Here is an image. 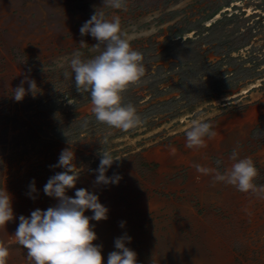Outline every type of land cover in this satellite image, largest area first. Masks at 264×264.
Listing matches in <instances>:
<instances>
[{
  "label": "rangeland",
  "instance_id": "1",
  "mask_svg": "<svg viewBox=\"0 0 264 264\" xmlns=\"http://www.w3.org/2000/svg\"><path fill=\"white\" fill-rule=\"evenodd\" d=\"M102 7L103 0H0V189L12 195L15 214L0 229L7 264H31L12 235L21 215L58 204L44 186L65 171L50 167L64 149L74 152L79 174L66 194L86 189L109 209L107 220L91 221L104 264L124 235L137 264H264V200L194 167L223 172L236 149L238 159H253L256 183L264 185V0H127L126 11ZM96 10L108 19L118 15L132 49L144 57L162 52L184 68L168 90L167 107L151 114L135 107L144 123L128 132L98 123L85 109L90 95L76 91L74 73L64 76L74 52L84 59L97 54L98 41L80 33ZM26 78L39 92L18 102L13 90ZM124 102L134 105L131 95ZM222 118L206 148L185 146L193 120ZM104 149L119 158L107 171L119 175L118 184L95 183ZM32 181L35 199L28 194Z\"/></svg>",
  "mask_w": 264,
  "mask_h": 264
},
{
  "label": "clouds",
  "instance_id": "2",
  "mask_svg": "<svg viewBox=\"0 0 264 264\" xmlns=\"http://www.w3.org/2000/svg\"><path fill=\"white\" fill-rule=\"evenodd\" d=\"M105 9L127 10V0H103ZM82 36L91 35L98 43L93 45L97 53L84 59L79 50L73 53L70 61L71 73L64 72L66 79L74 73L75 89L82 96L90 95L91 113L98 123L109 128L128 132L139 127L144 121L131 103L124 102V93L132 86L142 82L146 74L144 56L132 49L127 31L122 29L120 17L113 15L106 18L103 10L96 12L80 28ZM87 44L82 40L80 46ZM28 83V88L24 83ZM31 93L34 97L39 89L35 80L27 79L13 90V96L20 102ZM213 126L202 120H193L185 132V146L189 149L207 147V140L215 139ZM259 135V133H258ZM174 155L175 148L170 150ZM74 152L69 149L61 151L58 163L52 168H63L49 178L44 186V193L56 198L58 204L47 210L36 209L30 217L21 215L19 224L12 235L18 245L27 249V258L31 264H104L102 245L94 243L98 239L91 221L108 219L109 209L99 199V196L86 189H76L75 197L68 196L67 190L76 187L79 174L76 172ZM114 158L107 150L100 153V163L96 170L97 185L118 184L120 177L107 175ZM231 165L223 172L194 165L201 174H213L214 182H222L235 187L239 192L250 194L264 200V185L256 183L259 170L251 157L238 159V152L233 149ZM221 163L219 160L216 162ZM199 179V177H198ZM31 198L37 191L35 181L29 185ZM91 210V217L85 213ZM244 211L251 216L247 208ZM15 219L12 195L5 189H0V229ZM123 228L125 222L121 221ZM131 237L124 235L115 240V251L108 254L107 264H137V254L126 246ZM9 247L0 241V264H7Z\"/></svg>",
  "mask_w": 264,
  "mask_h": 264
},
{
  "label": "crops",
  "instance_id": "3",
  "mask_svg": "<svg viewBox=\"0 0 264 264\" xmlns=\"http://www.w3.org/2000/svg\"><path fill=\"white\" fill-rule=\"evenodd\" d=\"M144 65L146 68V74L142 79V82L138 85L130 87L124 94L131 95L134 99V105L144 112H157L164 110L170 103L165 98L170 96V91L172 88L176 87L180 82L181 75L183 74L184 68L176 60L167 57L162 58V52H157L155 54L144 57ZM169 80H164L166 78ZM159 79V80H158ZM245 91H243V94ZM247 93V91H246ZM244 98L241 99V101ZM243 102V101H242ZM91 102L85 106L90 113L89 115L94 116L91 111ZM157 118L158 115L155 113L150 115ZM227 119H219L217 122H208L213 126L223 125ZM217 123V124H215ZM236 132V130H226V133L230 135L231 132Z\"/></svg>",
  "mask_w": 264,
  "mask_h": 264
},
{
  "label": "bare ground",
  "instance_id": "4",
  "mask_svg": "<svg viewBox=\"0 0 264 264\" xmlns=\"http://www.w3.org/2000/svg\"><path fill=\"white\" fill-rule=\"evenodd\" d=\"M246 93V92H245Z\"/></svg>",
  "mask_w": 264,
  "mask_h": 264
}]
</instances>
